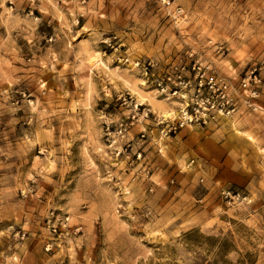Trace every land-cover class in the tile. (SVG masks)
Returning <instances> with one entry per match:
<instances>
[{"label":"rangeland","instance_id":"obj_1","mask_svg":"<svg viewBox=\"0 0 264 264\" xmlns=\"http://www.w3.org/2000/svg\"><path fill=\"white\" fill-rule=\"evenodd\" d=\"M167 1L0 0V264H264V0ZM191 51L257 106L165 135Z\"/></svg>","mask_w":264,"mask_h":264},{"label":"built area","instance_id":"obj_2","mask_svg":"<svg viewBox=\"0 0 264 264\" xmlns=\"http://www.w3.org/2000/svg\"><path fill=\"white\" fill-rule=\"evenodd\" d=\"M169 3V0L167 1ZM184 16V10L178 6L173 10L176 23ZM195 53L190 52L192 57ZM188 59L179 58L169 62L160 69L158 63L152 60L136 62L142 66L146 73L151 67L153 81L161 95L178 99L180 107L175 119L162 118L159 123L163 125L165 135H171L186 126H202L220 116H226L239 109L237 97L245 96L249 106H257L255 98L258 75L254 69L246 72V76L235 83L233 79L220 73L210 63H204L198 57ZM124 128H121L122 132ZM145 134L143 133L142 136Z\"/></svg>","mask_w":264,"mask_h":264},{"label":"bare ground","instance_id":"obj_3","mask_svg":"<svg viewBox=\"0 0 264 264\" xmlns=\"http://www.w3.org/2000/svg\"><path fill=\"white\" fill-rule=\"evenodd\" d=\"M159 105V104H158ZM164 104H162V106H163ZM166 107V106H165Z\"/></svg>","mask_w":264,"mask_h":264}]
</instances>
